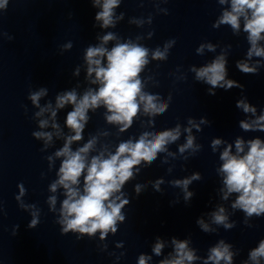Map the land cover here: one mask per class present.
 Instances as JSON below:
<instances>
[{
    "label": "clouds",
    "instance_id": "1",
    "mask_svg": "<svg viewBox=\"0 0 264 264\" xmlns=\"http://www.w3.org/2000/svg\"><path fill=\"white\" fill-rule=\"evenodd\" d=\"M95 8L100 10L95 15V21L99 22L102 29L115 28L117 22L124 18V13L117 14V9L122 0H90ZM157 13L168 14V9L161 8V3L168 0H153ZM222 6L221 14L213 23V28H220L221 25L229 26L234 35L246 34L249 45L245 59L237 61V68L243 74L256 75L261 67H264V0H217ZM9 0H0V14L7 10ZM143 0H141V6ZM153 16L150 14L145 21L144 18H132L129 23L142 27L145 22L152 24ZM95 26V25H94ZM0 36L12 40L6 32H0ZM153 36V31L148 33V38ZM97 45H89L85 49L84 60L86 62V80L89 85L82 94L76 88L58 93L55 98V106L51 102L41 106L42 97L47 96L48 88L40 87L38 90H29L28 100L39 109L34 112V118L50 113L49 119H39V129L51 127L52 131L35 130L32 136L36 140L43 141L42 152L53 146V137L63 139L62 147L56 149L52 154L46 156L48 168L51 171L55 167V161L60 160L55 178L48 186L49 192L53 193L47 197L46 203L49 211L56 214L55 223L60 226L62 235L72 233L80 240L87 236L89 239L96 237L99 233V240L105 241L111 233L115 235L121 223L125 222L126 214L122 211L130 203L127 194L123 192L126 182L135 178L140 167H150L157 160L159 153H166L167 156L175 158L176 153L169 151L168 145L178 141L182 134H185V142L178 146L179 154L184 156L187 152L195 156L202 150V145L197 144L196 137L192 134L193 129L201 131V125L210 122L202 117L199 122L188 117L186 125L177 123L174 127L160 131H142L138 138L129 136L128 139L118 143L114 151L109 150L107 144L101 146L97 151L96 145L101 136H108L107 131H98L91 134L89 139L73 149L74 143L84 139V131L88 121L91 119L89 111L95 113L97 109L104 108V120L109 125L117 127L119 133H124L133 124L140 120V126L147 125L155 127V118L166 113L171 102V94L165 99L159 93L147 91L149 82L158 87L159 82L153 75L143 76L142 73L152 61H166L171 48L175 45L176 39H169L163 46L154 49L140 43L144 37L137 35L135 39H123L115 32H107L98 37ZM110 41L115 43L109 48ZM73 47L69 41L61 46V52ZM216 45L212 43H201L196 49V54L203 56L205 50L215 52ZM231 49L228 45L216 55L211 62L201 67L191 65L188 72L194 73L193 79L196 82L209 85L208 94L214 96L216 88H223L225 91L233 87L241 89L244 85L237 81L226 79L227 77V54ZM79 68L75 75H79ZM179 71V69H177ZM177 80H186L187 74L183 73L176 77ZM71 105V110L66 114L64 121L69 134H65L57 122L58 110ZM236 107L243 113L250 114L252 118L241 120L239 126L244 131L264 132V111L256 115L257 108L247 101V97L237 100ZM27 110V109H26ZM147 117V120L141 119ZM51 121V124H50ZM224 143L219 138L211 141V148L216 152L219 146ZM233 145L227 144L219 154L222 161L216 172L222 177L223 187L220 189L221 199L228 201L230 196L234 199L230 204L232 215L237 211L244 213V224L249 228L254 225L250 222L253 217L264 216V140L254 138L245 141L237 137ZM96 152L95 155L91 153ZM142 162L144 164L142 165ZM167 163V159L162 161ZM172 171L171 168L168 169ZM42 177L44 174H41ZM200 173H193L184 179H174L168 183L179 188L183 193L185 202L194 195L189 191V185L193 181L201 180ZM155 191L161 192V184L165 183L163 178L151 182ZM146 187L143 184L135 186L137 197ZM19 193L15 196L20 209L28 212L31 216L27 227L35 229L40 224L41 209L34 203H26L23 199L26 195V188L23 183L18 184ZM58 189H62L63 199L55 195ZM178 203L177 199L174 201ZM0 214L4 213L2 202H0ZM212 225L204 219H197L196 223L204 233H215L219 227L231 230L236 226L234 220H230V214L223 205H217L215 211L209 214ZM18 226L14 227L13 234H16ZM191 238L171 240L172 252L159 260L158 264H233V258L239 255V250L233 251L231 243L220 239L214 246L208 249L206 257L198 256L195 248L189 247ZM116 248H123V241L116 243ZM101 252L108 249L107 243L98 244ZM165 248V242L157 237L152 248V253L159 257ZM109 255H116L109 253ZM121 252L116 259L124 256ZM152 256L141 253L138 256V264H149ZM264 260V238L260 239L258 246L251 248L248 257L241 264H261Z\"/></svg>",
    "mask_w": 264,
    "mask_h": 264
}]
</instances>
